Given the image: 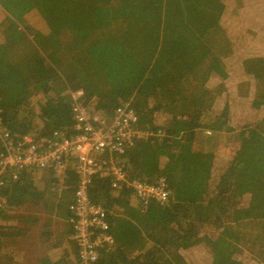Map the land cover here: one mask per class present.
Wrapping results in <instances>:
<instances>
[{
    "label": "trees",
    "instance_id": "16d2710c",
    "mask_svg": "<svg viewBox=\"0 0 264 264\" xmlns=\"http://www.w3.org/2000/svg\"><path fill=\"white\" fill-rule=\"evenodd\" d=\"M78 93L105 118L133 112L141 133L99 157L124 182L87 185L106 227L93 239L111 240L93 264H264V172L237 186L241 151L264 138V0H0L11 142L71 139ZM79 181L70 168L2 175L0 264H83L70 239ZM136 184L167 201H140ZM227 237L215 259L210 246Z\"/></svg>",
    "mask_w": 264,
    "mask_h": 264
},
{
    "label": "built area",
    "instance_id": "2783aa9c",
    "mask_svg": "<svg viewBox=\"0 0 264 264\" xmlns=\"http://www.w3.org/2000/svg\"><path fill=\"white\" fill-rule=\"evenodd\" d=\"M73 100L75 134L69 140L61 138L51 147H37L28 139H24L23 144L12 143L0 118V142L3 150L0 154V178L7 171L19 173L25 170L53 169L60 176L67 168L75 170L80 181L75 195L76 217L71 221L74 232L70 239L75 243L82 263L93 264L97 259L98 246L111 244V240L104 237L93 239L92 228L103 230L106 227L102 213L88 203L87 185L97 176L113 178L116 183L124 182L122 170L115 165L100 164L99 157L120 153L124 144L130 143L134 137H141V133L133 130L137 118L131 111L117 109L105 118L87 110L81 103V94H75ZM133 190L142 202L155 201L163 204L168 199V193L163 187L136 184ZM3 207L4 203L0 200V209Z\"/></svg>",
    "mask_w": 264,
    "mask_h": 264
},
{
    "label": "rangeland",
    "instance_id": "374dc122",
    "mask_svg": "<svg viewBox=\"0 0 264 264\" xmlns=\"http://www.w3.org/2000/svg\"><path fill=\"white\" fill-rule=\"evenodd\" d=\"M229 151H227L228 153ZM235 152H229V155L232 157H235V155H233ZM249 158L250 159V163L246 162V159ZM236 160H237V155H236ZM238 161L240 163L243 164V169L241 170L242 172L240 173L241 175H239V177L237 178L238 181V188H243L246 184L250 183V179H251V175H252V179H253V175L259 172H264V138L263 137H258V139L251 144L250 147H245L244 150L241 151L240 156L238 157ZM252 172V173H251ZM187 173L182 174V177H187ZM199 179V178H198ZM202 180L207 179V175H204L201 177ZM184 191V193L186 194L187 191L184 187V185H180ZM178 192V190H177ZM182 199L185 198V196L182 194L181 195ZM177 198H179V195H177ZM145 219V218H144ZM147 227V226H146ZM141 230H143V227L141 228ZM143 233V232H142ZM234 243L233 240H229V238H223L222 241L218 240L217 241V245L220 246V248H216L214 246H210L209 249H212V253L213 255H215V259L218 258V251L224 250L225 247L229 248V244ZM226 248V249H227ZM224 254H231L230 250L225 251ZM197 255L204 260L205 255L204 252H198ZM207 259V258H206ZM208 260V259H207ZM187 260H178V263L180 264H186Z\"/></svg>",
    "mask_w": 264,
    "mask_h": 264
},
{
    "label": "crops",
    "instance_id": "0c3cea01",
    "mask_svg": "<svg viewBox=\"0 0 264 264\" xmlns=\"http://www.w3.org/2000/svg\"><path fill=\"white\" fill-rule=\"evenodd\" d=\"M17 72H13L12 74H16ZM17 75V74H16ZM14 81V80H13ZM14 83L16 84V82L14 81Z\"/></svg>",
    "mask_w": 264,
    "mask_h": 264
}]
</instances>
